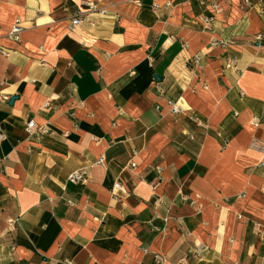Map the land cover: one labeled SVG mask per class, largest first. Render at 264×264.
<instances>
[{"label": "crops", "instance_id": "crops-1", "mask_svg": "<svg viewBox=\"0 0 264 264\" xmlns=\"http://www.w3.org/2000/svg\"><path fill=\"white\" fill-rule=\"evenodd\" d=\"M207 1L0 0V264H264V0Z\"/></svg>", "mask_w": 264, "mask_h": 264}, {"label": "built area", "instance_id": "built-area-1", "mask_svg": "<svg viewBox=\"0 0 264 264\" xmlns=\"http://www.w3.org/2000/svg\"><path fill=\"white\" fill-rule=\"evenodd\" d=\"M141 1L142 0H136V3L138 5H141ZM206 2H208L207 0H201L202 4H206ZM210 7L213 10V13H217L219 12V0H210ZM85 4L92 10V9H96V6L94 5V3L91 2H85ZM205 24L211 25L213 18L211 17H204L203 18ZM82 23V19L80 16L75 17L70 25V30L75 29L76 27H78L80 24ZM24 28L21 26L20 21H17L16 24L13 26L11 32H10V37L15 40V41H19L20 40V36L23 33ZM231 66V65H229ZM49 104L47 103L46 106H48ZM180 107H178L177 105H173L172 107V113H177L179 112ZM39 128L36 124V122L34 120H31L28 122L27 124V131L29 133H32L34 131H38ZM4 137L0 136V140H3ZM252 146L256 149H260V150H264V143L262 142H257L254 141ZM98 164L103 165L104 164V159H101ZM89 177H88V171L87 169H83V170H79L74 172L72 175H70L69 180L72 183H86L88 181ZM123 190L122 185L120 183H115L114 188L112 190L113 193H116L118 191ZM156 259L158 261H163V258L160 255H157Z\"/></svg>", "mask_w": 264, "mask_h": 264}, {"label": "water", "instance_id": "water-1", "mask_svg": "<svg viewBox=\"0 0 264 264\" xmlns=\"http://www.w3.org/2000/svg\"><path fill=\"white\" fill-rule=\"evenodd\" d=\"M155 78H157V76H156ZM13 100H14V99H12L11 102H13Z\"/></svg>", "mask_w": 264, "mask_h": 264}]
</instances>
